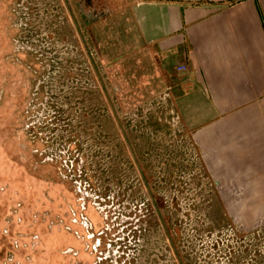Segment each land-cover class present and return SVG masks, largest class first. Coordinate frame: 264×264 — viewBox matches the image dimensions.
Masks as SVG:
<instances>
[{"label":"rangeland","instance_id":"1","mask_svg":"<svg viewBox=\"0 0 264 264\" xmlns=\"http://www.w3.org/2000/svg\"><path fill=\"white\" fill-rule=\"evenodd\" d=\"M120 11L0 0V264H264V189Z\"/></svg>","mask_w":264,"mask_h":264},{"label":"crops","instance_id":"2","mask_svg":"<svg viewBox=\"0 0 264 264\" xmlns=\"http://www.w3.org/2000/svg\"><path fill=\"white\" fill-rule=\"evenodd\" d=\"M105 1L135 20L136 49L154 69L208 101L214 120L201 124L200 143L247 163L237 170L264 189V0Z\"/></svg>","mask_w":264,"mask_h":264},{"label":"flooded vegetation","instance_id":"3","mask_svg":"<svg viewBox=\"0 0 264 264\" xmlns=\"http://www.w3.org/2000/svg\"><path fill=\"white\" fill-rule=\"evenodd\" d=\"M74 1V3L76 4V1L77 0H73ZM81 1H83L84 3H92V0H80V2ZM79 3V2H78ZM77 3V8H78V10H82V8H80V4H78ZM79 6V7H78ZM79 16H81V18H82V20H83V23H85V24H90L91 22H93V21H95V17H96V15H95V17H92V15L91 14H83V15H80L79 14Z\"/></svg>","mask_w":264,"mask_h":264},{"label":"built area","instance_id":"4","mask_svg":"<svg viewBox=\"0 0 264 264\" xmlns=\"http://www.w3.org/2000/svg\"><path fill=\"white\" fill-rule=\"evenodd\" d=\"M178 70H185L186 68L184 66H181L179 68H177Z\"/></svg>","mask_w":264,"mask_h":264}]
</instances>
